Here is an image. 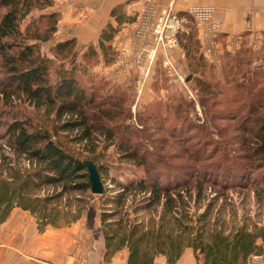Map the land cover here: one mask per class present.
<instances>
[{"label":"trees","instance_id":"trees-1","mask_svg":"<svg viewBox=\"0 0 264 264\" xmlns=\"http://www.w3.org/2000/svg\"><path fill=\"white\" fill-rule=\"evenodd\" d=\"M53 1L0 0V105L13 106L14 101H22L44 109L34 116L17 108L0 107V221L18 206L35 217L40 230L48 225H66L88 212L91 199L98 196L96 209L105 257L124 248L126 264H154L159 255L166 264H172L186 247H191L198 264H244L254 255L264 258V219L234 223L223 214L233 205L228 198L235 188L253 191L264 200V32L257 49L251 47L248 32L241 33L240 44L232 52L225 43L219 44V38L226 35L218 31L217 43L224 48L218 71L200 50L197 21L189 12H185L186 19L178 13L181 26L177 40L187 55L190 72L203 75L213 71L238 78L222 86L203 77L198 79L200 90L210 91L204 95V102L223 104L222 108L208 110L210 118L237 120V124L232 125L228 140L213 139L210 135L214 131L207 125L194 123L187 112L183 114L185 124L179 125L181 136L177 139L190 141L193 149L183 146L187 158L202 163H185L186 168L172 167L168 173L152 165L154 160L167 161L165 155L156 152L148 135H140L137 145H132L131 138L139 130L124 121L110 123L124 112L123 90L87 67L94 55L106 64L116 60L113 39L122 23L129 20L123 3L110 10L115 24L108 20L100 30L97 45L89 43L84 49L82 60L86 62L75 61L67 67L65 57L56 63L54 58L72 51L76 38L50 42L48 53L42 49V43L49 41L57 29L59 12L48 7ZM53 69L57 73L54 79ZM179 105L149 102L144 116L174 121L179 108L186 110L181 101ZM154 108L158 109L152 111ZM68 131L74 132L69 141H89V145L98 138L108 143L117 138L122 156L143 164V173L123 180L112 176L113 185L104 184L102 193H93L83 161L94 160L100 175L104 165L98 163V153L87 155L72 149L61 136ZM167 131L172 136L175 133ZM175 154L181 156V152ZM174 173L178 176L172 177ZM165 174L167 179L162 181ZM144 212L150 213L147 221L138 217Z\"/></svg>","mask_w":264,"mask_h":264},{"label":"rangeland","instance_id":"rangeland-1","mask_svg":"<svg viewBox=\"0 0 264 264\" xmlns=\"http://www.w3.org/2000/svg\"><path fill=\"white\" fill-rule=\"evenodd\" d=\"M51 6L52 5L48 7L50 8ZM59 38V34L55 31V33L50 37L49 41H44L42 43V49L48 53L47 49L49 47L50 42L60 40ZM170 49V52L173 53L175 56V62H178V64H180V70L182 69L181 71L179 69H177V71L174 67H170L169 69L168 65L165 66L163 63V58L161 60V56H164L162 52L158 53V56L154 57L150 72L147 75H143L142 73L139 74L136 69L135 73L131 72V74L129 75L122 74L118 76L116 75L113 69L105 66L111 65L114 61L106 64L107 61L105 62L102 57L97 58V55H94L91 59L87 61L89 63L87 64V67H89L90 69L89 72L91 71L93 73H101L105 76L109 84H117L119 85L120 90H123L125 99L121 106L124 107V112L122 114L117 115L114 119L111 120L110 123H120L121 121H124V123L130 124V128L139 130L138 135H133L131 138L130 144L132 145H137V142H139L138 139L140 138V135L141 137L145 134L148 135V137L151 139L156 148V152H160L162 155H165L166 157L164 159H166L167 161L161 162L159 160H154L152 165H154V167L156 168H162L163 172L168 173L171 171L168 169H171L172 167L178 169L186 168L185 163H192L194 165H201L202 163L200 161L190 160L187 158L188 154L187 152H184L183 146L188 145L189 150L193 149V145L190 141L181 142L177 139L179 138V136H181V128L179 125L183 123V119L181 118L183 114H186L187 112L191 117L189 120L193 121L194 123L207 125L208 129L214 131V133L210 135L213 139L224 138L228 140L227 137L230 135L232 125L237 124V120L210 118L208 110L222 108L223 104L220 102L214 103L212 102V100L204 102V95L206 93H209L210 91H207L205 89V93L202 92L200 90L198 79H202L201 77H203L204 79L209 80L213 83L216 81L219 83L220 86H222L223 84L230 85L234 81L238 80V78L231 79V75H228L227 73H219L213 71L204 72L203 75L193 74L187 68V65L184 66V60L187 63V60L185 58L187 55L185 54L182 45L179 43L178 45L171 47ZM83 52L84 50L76 51L74 48L72 51L61 53L60 55L55 56L54 60L56 63L59 59L65 57L64 61L67 67H70V63H73L75 61L85 63L86 61L82 60ZM253 55L257 54L253 53ZM187 59L189 61V58ZM210 62L214 64V67H216L218 71L221 70L222 59H219L218 62H214L211 60ZM51 75L52 79L57 76V73L54 69L51 71ZM105 91L103 93H105ZM201 99L203 100V105ZM180 101L184 104V106H186V110L179 108L176 114L177 119L174 121L172 120L164 122L160 118L161 116H155L154 118L144 116L147 111L145 109L146 103L152 102L156 106L174 103L180 107ZM14 103L15 105L13 106L0 105V107H7L11 109L17 108L24 112H31L34 116H39L40 113L42 114L44 112L43 108H40L41 110L35 109L34 107H32V105L28 104V102L14 101ZM156 109L158 108H154V110L152 111H156ZM50 116L52 117L53 113H50ZM157 124L163 125L164 127L160 128ZM173 125H177L176 128H173ZM165 128L167 130L172 129L173 131H175L174 135L172 136L168 134V131ZM221 129H223V131H221L220 134H217L216 131ZM72 133L74 132H61V136H63L62 138L64 140H68L69 145H71L72 149L76 151L81 150L87 155L98 153V163L104 165V168L101 170V178L102 181L104 180L103 185H113L111 182L112 176L116 177L117 179L123 180L128 176H132L134 174L137 176L143 173V164L138 165L132 162L131 160L127 159L126 157L122 156L123 149L119 146L120 141L117 140V138L113 143H108L103 138H98L99 140H96L94 145H89V141L84 142V144L83 142L80 143L69 141L70 135ZM208 148L212 149L213 145L209 146ZM139 149L141 152H143L142 146H139ZM4 151L5 153L11 155V153L7 151L5 147ZM178 152H181V156L175 154ZM147 158L149 161H151L152 154L150 152ZM166 165H169L171 167H167ZM174 175L178 176L177 173H174L172 177ZM166 179V174L165 176L161 177L162 181ZM229 192L230 198L228 199L229 201H231V203H233V205L230 204V211L227 210L228 208L224 210L225 213L223 214L225 219L230 218L234 221V223L241 221H245L246 223H252V221H261L264 219V200L261 199L262 197L257 198L253 191H246V189L244 190L235 188L233 190H230ZM91 204L92 206L90 207V209H88L89 211L86 212L82 217H86L87 219L88 213L91 212L93 219V232L96 235H102L103 237L102 230L100 228V218L96 209V207H98V205L100 204L99 197L94 196L91 199ZM149 214L150 213L148 212H144L138 217L144 218L147 221ZM95 216L96 224L94 225ZM82 222H85V220H83ZM82 222L81 224H83ZM187 248L192 250L191 247H186L185 249ZM192 253V256H194L195 258L193 251ZM259 257L262 258L261 255H259ZM164 262H166L165 258L162 255H159L156 257L154 264H163Z\"/></svg>","mask_w":264,"mask_h":264},{"label":"crops","instance_id":"crops-1","mask_svg":"<svg viewBox=\"0 0 264 264\" xmlns=\"http://www.w3.org/2000/svg\"><path fill=\"white\" fill-rule=\"evenodd\" d=\"M145 1L55 0L49 9L59 12L56 29L59 39L76 38L75 50L82 51L89 43L97 45L100 30L108 20L115 24V20L110 17V10L114 5L123 3L124 13L129 20L122 23L113 39V45L118 51L116 60L111 65H105L120 76L122 74L129 75L131 72L135 73L134 68L124 69L120 63L123 54H126V57L134 55L135 49L132 46V40L135 38V17L138 16ZM148 1L159 5L171 3L173 8L185 19V12H188L189 7L211 5L214 7L212 19L219 26L218 33L226 36L228 33H233L240 36L241 33L248 32L249 41L252 35L257 33L260 36L257 48L261 45L264 32V0ZM226 36L223 38L221 36L218 42L220 45L225 43L226 48L233 52L239 46L240 39L233 47L227 42ZM223 49V47L220 48V53L223 52ZM170 50L161 56V60L163 58L164 61L168 56L174 67L180 70V64L175 62V56ZM184 64V66L187 65L185 60ZM82 219L85 222H82ZM87 219L81 217L66 225H48L40 230L35 217L29 211L18 206L14 207L10 215L0 221V264H70L78 257L84 258L83 264H126L127 250L124 248L115 251L110 257H105L104 238L93 232L91 212L88 213ZM192 254V250L187 248L172 264H198ZM244 264H264V258L252 257Z\"/></svg>","mask_w":264,"mask_h":264},{"label":"built area","instance_id":"built-area-1","mask_svg":"<svg viewBox=\"0 0 264 264\" xmlns=\"http://www.w3.org/2000/svg\"><path fill=\"white\" fill-rule=\"evenodd\" d=\"M187 11L197 21L201 51L210 60L218 62L220 48L216 34L219 31V26L212 19L214 7L211 5H194L189 7ZM180 26V16L171 3L159 5L146 0L134 23L135 38L132 40V46L135 49L134 55L126 57V54H123L120 65L124 69L127 67L134 68L139 74L147 75L150 72L154 57L158 53L166 54L171 47L178 45L177 31ZM259 38L257 33L252 35L251 47L257 48L259 46ZM226 39L231 46L235 47L239 37L237 34L228 33ZM163 63L165 66L168 65L169 69L174 67L168 56ZM257 256L254 255V257ZM83 262L84 258L78 257L70 264H83Z\"/></svg>","mask_w":264,"mask_h":264},{"label":"water","instance_id":"water-1","mask_svg":"<svg viewBox=\"0 0 264 264\" xmlns=\"http://www.w3.org/2000/svg\"><path fill=\"white\" fill-rule=\"evenodd\" d=\"M83 162L88 168L92 192L102 193L104 190V185L96 162L92 159H84Z\"/></svg>","mask_w":264,"mask_h":264}]
</instances>
